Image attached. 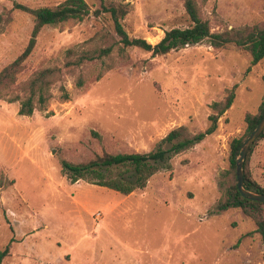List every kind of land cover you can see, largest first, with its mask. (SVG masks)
Returning a JSON list of instances; mask_svg holds the SVG:
<instances>
[{"label": "rangeland", "instance_id": "obj_1", "mask_svg": "<svg viewBox=\"0 0 264 264\" xmlns=\"http://www.w3.org/2000/svg\"><path fill=\"white\" fill-rule=\"evenodd\" d=\"M66 1L0 0V71L24 52L35 26L16 5L57 8ZM86 1L87 20L41 30L22 80L63 66L68 49L115 45L110 15L96 14L104 5H127L126 32L153 45L166 31L191 25L180 0ZM197 2L213 32L264 25V0ZM113 56L81 69L83 88L64 76L69 100L54 89L46 109L30 117L19 115V103L0 101V250L11 246L3 264H264L256 222L240 209L215 210L233 181L230 143L245 135L246 116L264 102V59L252 66L249 52L207 42L157 57L133 47L125 58L115 46ZM231 92L234 102L216 133L173 157L172 169L144 189L125 196L63 175L64 161L148 153L181 127L204 132L216 114L212 105ZM249 170L264 187V140Z\"/></svg>", "mask_w": 264, "mask_h": 264}, {"label": "trees", "instance_id": "obj_2", "mask_svg": "<svg viewBox=\"0 0 264 264\" xmlns=\"http://www.w3.org/2000/svg\"><path fill=\"white\" fill-rule=\"evenodd\" d=\"M183 2L191 25L187 28H175L165 32L160 42L153 45L145 39L131 38L126 32L122 21L129 10L127 5L103 6L102 11L110 15L119 41L115 45H101L94 49H68L64 54L63 66H51L33 72L29 78L22 80L25 64L32 55L38 35L46 26H58L68 22H83L90 17L91 10L86 0H67L57 8L42 7L31 9L23 5L16 8L30 14L35 20L32 37L24 52L11 64L0 71V101L11 104L19 103V115L30 117L36 110H45L48 103L55 98L54 89L60 92L59 99L63 102L70 98L69 92L63 84L64 76H74L78 88H83L86 78L81 69L88 63L95 61L106 62L113 60L115 46L126 58V49L139 48L149 52L153 57L164 56L172 51L187 46L199 45L207 42L214 49H224L235 45L252 56L251 65L255 66L264 59V25L248 26L243 30H227L213 32L210 22L202 18V10L197 0H180ZM111 65L107 69H110ZM101 78L99 75L98 79ZM264 81V77H263ZM235 95L233 92L222 102L212 105L216 114L210 116V126L198 134L191 135L184 127L172 130L163 138L156 148L148 153L104 154L86 164H72L67 161L62 163V172L72 183L80 180L94 185L113 190L128 196L137 190L146 188L149 180L159 171L171 170L170 161L173 157L188 151L201 144L207 137L216 133L220 117L232 106ZM264 117V102L259 107L257 114L246 116L247 129L243 137L234 138L230 143V177L232 183L228 187L227 196L220 201L215 210L223 213L231 209H240L245 215L252 218L262 235L264 242V203L250 201L241 196L237 188L236 161L239 157L241 146L250 133L256 128ZM98 136L97 134H95ZM264 140V132L251 147L244 164L245 187L256 193H264L261 186L251 175L249 162L257 142ZM10 245L0 250V264L10 255Z\"/></svg>", "mask_w": 264, "mask_h": 264}, {"label": "water", "instance_id": "obj_3", "mask_svg": "<svg viewBox=\"0 0 264 264\" xmlns=\"http://www.w3.org/2000/svg\"><path fill=\"white\" fill-rule=\"evenodd\" d=\"M264 132V117L256 126V128L250 133L249 137L243 142L240 150L239 157L236 161V178H237V188L242 197L255 202L264 203V193H256L248 190L245 187V173L244 164L247 159L248 153L255 143V141Z\"/></svg>", "mask_w": 264, "mask_h": 264}]
</instances>
